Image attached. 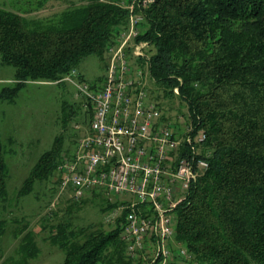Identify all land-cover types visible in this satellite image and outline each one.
Returning <instances> with one entry per match:
<instances>
[{
	"label": "trees",
	"instance_id": "obj_1",
	"mask_svg": "<svg viewBox=\"0 0 264 264\" xmlns=\"http://www.w3.org/2000/svg\"><path fill=\"white\" fill-rule=\"evenodd\" d=\"M47 1L0 6V62L14 67L13 84L1 87L0 101H13L28 82H63L90 55L106 69L107 46L129 17L122 0H81L44 17L27 16ZM144 15L137 40L151 45V81L164 97L185 102L209 150V167L174 210L175 244L187 257L173 248L166 264H264V0H153ZM3 146L0 134V238L9 202ZM60 160L57 137L18 195L53 175ZM92 192L105 197L106 209L118 206L102 191ZM125 212L110 230L69 220L51 226L49 242L64 253L59 264H143L128 254L121 236ZM26 229L14 230L21 234L23 264L39 253Z\"/></svg>",
	"mask_w": 264,
	"mask_h": 264
},
{
	"label": "built area",
	"instance_id": "obj_2",
	"mask_svg": "<svg viewBox=\"0 0 264 264\" xmlns=\"http://www.w3.org/2000/svg\"><path fill=\"white\" fill-rule=\"evenodd\" d=\"M152 1L120 2L129 17L107 46L101 81L88 84L76 69L62 78L83 95L91 118L57 170L59 189L69 188L71 198L92 191L115 197L126 211L121 236L128 254L143 264H166L175 250L187 257L184 247L173 250L174 210L209 167V150L202 127L195 128L188 114L172 118L148 90L151 45L137 37Z\"/></svg>",
	"mask_w": 264,
	"mask_h": 264
},
{
	"label": "rangeland",
	"instance_id": "obj_3",
	"mask_svg": "<svg viewBox=\"0 0 264 264\" xmlns=\"http://www.w3.org/2000/svg\"><path fill=\"white\" fill-rule=\"evenodd\" d=\"M24 1L35 4L39 0H0V6L11 9ZM70 2L78 4L81 0H48L27 16L44 17ZM78 72L84 82L93 84L103 78L105 68L99 58L90 55L81 62ZM13 78L14 67L0 62V89L13 84ZM148 90L172 118L179 114L187 115L185 102L176 95L164 97L162 89L152 81L148 82ZM90 118L91 111L83 95L72 83L64 80L61 83L28 82L13 101H0V134L7 166L9 199L4 213L8 227L0 238V264H23L17 252L21 234L16 235L14 230L24 225L26 230H32L39 248L38 255L25 264L61 263L63 251L48 239L51 226L60 221L69 220L77 227L91 224L104 230L115 226L120 214L118 207L106 209L105 197L94 196L93 192L79 199L71 198L69 188L59 189L58 170L48 179H36L28 194L18 195L32 167L45 151L50 150L57 137L61 141V159L74 152L77 140L88 130ZM73 201L79 202L70 207ZM109 201H115V197ZM172 245L174 248L175 243Z\"/></svg>",
	"mask_w": 264,
	"mask_h": 264
}]
</instances>
